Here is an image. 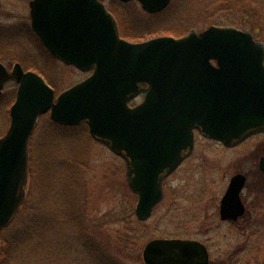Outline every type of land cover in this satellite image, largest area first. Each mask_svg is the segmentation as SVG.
Wrapping results in <instances>:
<instances>
[{
	"label": "water",
	"instance_id": "1",
	"mask_svg": "<svg viewBox=\"0 0 264 264\" xmlns=\"http://www.w3.org/2000/svg\"><path fill=\"white\" fill-rule=\"evenodd\" d=\"M120 1H138L149 14L172 3ZM29 7L31 28L49 53L91 75L57 95L39 74L0 63V98L8 82L18 85L10 126L0 138V233L25 203L31 139L44 115L62 126L86 124L94 141L125 161L140 221L150 219L165 180L192 155L196 132L226 148L264 134V42L251 33L211 26L131 43L100 0H32ZM259 169L264 174V156ZM246 183L241 173L231 178L220 203L222 221L245 215ZM143 260L210 264L204 244L182 239L149 242Z\"/></svg>",
	"mask_w": 264,
	"mask_h": 264
},
{
	"label": "rangeland",
	"instance_id": "2",
	"mask_svg": "<svg viewBox=\"0 0 264 264\" xmlns=\"http://www.w3.org/2000/svg\"><path fill=\"white\" fill-rule=\"evenodd\" d=\"M31 1L0 0V62H11L9 69L25 62L31 66L26 71L39 74L60 94L89 74L46 60L26 32L31 28ZM104 2L142 24V11L121 7L118 0ZM173 6L174 11L148 16L144 31L125 22L124 35L130 33L132 41L179 38L215 25L234 26L264 42V0H173ZM22 29L27 38H20ZM17 88L16 82H8L0 98V138L10 126ZM51 122L49 115L42 116L31 141L29 169L34 178L31 185L29 176L28 206L22 209L23 204L1 235L0 240H6L5 248L0 241L4 264H145L144 248L160 238L203 242L212 264H264V174L259 169L264 135L229 149L196 134L193 154L165 182L163 201L148 221L139 222L138 197L128 185L125 161L85 132L60 129ZM239 173L247 177L241 194L247 214L234 224L220 219V203ZM70 185L76 198L65 205L67 210L62 201Z\"/></svg>",
	"mask_w": 264,
	"mask_h": 264
},
{
	"label": "flooded vegetation",
	"instance_id": "3",
	"mask_svg": "<svg viewBox=\"0 0 264 264\" xmlns=\"http://www.w3.org/2000/svg\"><path fill=\"white\" fill-rule=\"evenodd\" d=\"M102 1V0H101ZM119 1V3H120V5L119 6H128V7H132L131 9L133 10V11H135V12H140V11H142V17H143V21H142V24L141 25H139L138 23L136 24V22L134 21V20H131L130 21V18H128L127 19V17H128V12L127 13H123V14H119V13H113L110 9H108L109 10V12L114 16V18L116 19V22H117V25H118V29H119V33H120V37L122 38V39H124V40H126L127 42H131V43H142V42H145V41H132L131 40V37H132V35L129 33V36L128 37H126V36H124L122 33H124V29H123V27H124V25H125V22H127V23H130V25L132 24V23H134L135 25H134V27L136 26V25H139V28L140 29H143V31H144V29L146 28L145 26H147V21H148V16H159V15H161L163 12H165L166 10H164L163 12H161V13H158V14H149V13H147L143 8H142V5L138 2V1H131V2H128V3H123V2H121L120 0H118ZM104 2V1H103ZM172 2H173V0H172ZM105 3V2H104ZM106 4V3H105ZM172 4V3H171ZM106 6H107V4H106ZM108 7V6H107ZM125 18V19H127V21L126 20H123V17ZM137 17H139L138 15L136 16V18ZM132 22V23H131ZM129 27V26H128ZM129 29V28H128ZM193 30V29H192ZM129 32V31H128ZM185 36V35H184ZM180 38V37H179ZM49 53V52H48ZM50 54V53H49ZM51 55V54H50ZM52 56V55H51ZM53 57V56H52ZM54 58V57H53ZM56 61L58 62V63H60V64H62V65H64L62 62H60L59 60H57L56 59ZM0 63H3V62H0ZM17 63V62H16ZM3 64H5L6 65V67H8L9 65H7V63H3ZM64 66H66V65H64ZM67 67H71V66H67ZM9 68V67H8ZM89 75L91 74V73H88ZM79 83V82H78ZM77 84V83H76ZM2 96H3V94H2ZM142 98H143V94H141L136 100H134L133 102H131V106L133 107V106H135V105H137V104H139L141 101H142ZM81 125H83V126H86L85 124H81ZM80 125V126H81ZM87 127V126H86ZM36 132V131H35ZM35 134V133H34ZM34 134H33V136H32V139H33V137H34ZM263 135V134H262ZM263 157V156H262ZM261 157V158H262ZM186 161V160H185ZM184 161V162H185ZM183 165V164H182ZM181 165V166H182ZM174 174V173H173ZM172 174V175H173ZM171 175V176H172ZM170 176V177H171ZM169 177V178H170ZM168 178V179H169ZM168 179H166V181L168 180ZM165 181V182H166ZM165 182H164V192H165ZM165 195V194H164ZM157 207V206H156ZM155 207V208H156ZM154 208V209H155ZM245 208H246V212H245V215L241 218V219H239V221L240 220H242V219H244V217L246 216V214H247V207L245 206ZM154 209H153V212H154ZM153 215V214H152ZM152 217V216H151ZM135 218H136V220L137 221H139V222H146V221H140L138 218H137V216H136V213H135ZM149 220V219H148ZM147 220V221H148ZM238 221V222H239ZM238 222H235L234 224H236V223H238ZM233 223V222H232ZM160 239H165V240H173V239H182V238H160ZM153 240H157V239H153ZM153 240H151V241H153ZM182 240H190V239H182ZM150 241V242H151ZM192 241H196V240H192ZM202 244H204L206 247H207V249H208V252H209V258H210V264H212V258H211V252H210V250H209V248H208V246L205 244V243H203V242H201Z\"/></svg>",
	"mask_w": 264,
	"mask_h": 264
},
{
	"label": "trees",
	"instance_id": "4",
	"mask_svg": "<svg viewBox=\"0 0 264 264\" xmlns=\"http://www.w3.org/2000/svg\"><path fill=\"white\" fill-rule=\"evenodd\" d=\"M102 1H104V0H102ZM172 6H173V2H172V5L165 11V12H163L161 15H163V14H165L166 12H169L171 9H173V11H174V8H175V6H173V8H172ZM128 8V7H127ZM113 13H115L114 12V10L113 9H110ZM161 15H159V16H161ZM22 31V33L21 34H24V35H21L20 36V38L22 37V36H24L25 38H27V33H29V34H31L32 35V38L33 39H36V41L38 42V44L40 45V47H41V53L45 56V58H46V60L48 61V62H52L53 64L54 63H57V61H56V59L55 58H53L49 53H48V51L45 49V47L42 45V43L40 42V40H39V38L33 33V31L31 30V28L29 27V29H26V32H25V29H22L21 30ZM24 31V32H23ZM123 35H124V33H122ZM129 34V33H128ZM125 36V35H124ZM129 36V35H128ZM184 36V35H183ZM0 59H2V58H0ZM3 60V59H2ZM3 62V61H2ZM5 62V61H4ZM22 62V61H21ZM11 62H9V63H7V64H10ZM12 64V63H11ZM22 65L24 66V68H30L31 66H27L26 65V63L25 62H22ZM48 122H50V121H48ZM53 122H51V123H48L49 125H51ZM53 124H55V123H53ZM52 124V125H53ZM55 125H57V124H55ZM57 127L58 128H60V129H64V130H72V131H82V132H85L86 133V135H87V137L89 138V139H91V140H93L92 139V137L90 136V133H89V130H88V128L86 127V126H83V125H81V126H77V127H65V126H60V125H57ZM33 142V141H32ZM33 145V144H32ZM31 157H32V154H31ZM72 161V160H71ZM72 164H73V162H72ZM30 172H29V176H30V183H31V185H32V183H33V178H34V172L32 171V169H31V166H30ZM61 175H63V178H67L68 176L67 175H65V174H63V173H61ZM71 182V181H70ZM71 184V183H70ZM65 187H68V188H70L71 190L69 191V192H67L66 194H63V203H64V205H62V206H64V208L66 207V206H68V204H70V203H73L74 201V198H76V195H75V193H74V191H73V186L72 185H70V186H65ZM66 191V190H65ZM64 191V192H65ZM69 195H70V197H69ZM76 200V199H75ZM67 203V204H66ZM66 205V206H65ZM26 206H28V204H27V202L24 204V206H23V208L22 209H26L27 207ZM65 209H67L68 210V208L66 207ZM22 212H23V210H21L20 211V213H19V215H21L22 214ZM48 212V211H47ZM18 215V216H19ZM123 216L124 217H127V215L125 216V213L123 214ZM9 228V227H8ZM8 228H6V229H8ZM5 229V230H6ZM5 230H3L2 232H1V234H0V239H1V235H2V233L5 231ZM1 242H2V244H3V247L5 248V243H6V240L5 239H3L2 238V240H0ZM2 248V247H1ZM4 248H2V250L4 249ZM0 252H1V249H0ZM2 256H3V254H0V264H4V260L2 259ZM102 261H104V260H102Z\"/></svg>",
	"mask_w": 264,
	"mask_h": 264
}]
</instances>
